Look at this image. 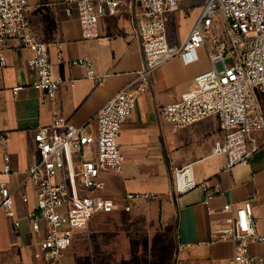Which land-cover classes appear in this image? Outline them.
<instances>
[{"label": "crops", "instance_id": "obj_1", "mask_svg": "<svg viewBox=\"0 0 264 264\" xmlns=\"http://www.w3.org/2000/svg\"><path fill=\"white\" fill-rule=\"evenodd\" d=\"M66 9L59 0H29L28 19L33 31L49 50L54 74L68 81L60 86L54 101L29 87L17 95L13 93V87L26 86L36 79L28 65L32 56L28 48L11 41L0 53L7 61L6 67H0V136L6 137L5 144L0 141V183L6 182L13 192L21 222L17 232L13 221L0 209V264H40L33 251L41 234L32 231L27 219V212L36 203L32 187L30 202L23 203L21 198L28 169L38 157L35 129L62 117L92 133L97 112L123 89H133L136 74L143 67L131 11L102 16L99 37L88 40L83 37L76 8L71 15ZM183 10L176 16H182ZM198 13L199 8L183 39L175 42L168 36L171 44H183ZM58 43L63 45L62 63L56 61ZM213 48L211 43L201 47L198 61L190 64L174 57L153 73L149 93L138 97L134 111L121 128L123 171L102 174L105 194L119 205L112 213L97 214L91 220L85 235L68 249L66 264H106L109 247L150 248L153 255L146 258L149 264H230L235 253L230 242L202 243L209 240L211 218L221 220L226 216L222 211L226 203L241 206L254 194L258 198L254 202V224L257 233L264 236V133L252 135L258 148L249 164L228 169L224 156H212L214 144L224 138L219 117L210 116L183 129L162 124L161 109L192 89L198 75L213 68L209 54ZM83 56L90 57L96 73L105 78L101 85L88 79L85 69L70 65L71 60ZM4 155L9 156L8 173L4 172ZM183 163H193L194 173L206 179L211 190L219 187L220 192L208 204L207 192L202 188L179 197L173 195L172 169ZM145 193L155 197L133 202L130 211L124 209L125 195ZM208 207L213 209L212 215ZM107 220L113 221L117 239L108 240L104 235ZM180 244L191 247L179 251ZM250 252L255 264H264V242H252ZM119 254L121 257L122 251Z\"/></svg>", "mask_w": 264, "mask_h": 264}, {"label": "built area", "instance_id": "obj_2", "mask_svg": "<svg viewBox=\"0 0 264 264\" xmlns=\"http://www.w3.org/2000/svg\"><path fill=\"white\" fill-rule=\"evenodd\" d=\"M186 0H59L71 15L73 7L85 39L99 37V20L104 15L132 13L137 37L143 53V67L136 74L133 89L125 88L95 115V130L87 133L62 117L34 131L38 157L31 163L23 183V203L35 193V207L27 212L31 229L41 238L35 244L34 259L40 264H66L65 256L74 242L84 236L97 214L112 213L118 201L107 196L102 174L121 173L125 156L119 138L121 128L135 109L139 96L149 93L152 75L161 66L179 56L185 64L198 61V50L211 43L209 52L213 68L195 78V86L161 109L162 124L172 129L190 127L210 116L221 121L224 138L212 148V156H224L226 167L248 165L258 146L252 135L264 133V0H205L199 5L197 19L182 45L171 44L168 25L182 10ZM29 0H0V53L9 42L28 48L32 56L29 67L36 79L26 85L13 87V93L26 87L43 92L54 101L59 88L68 81L56 76L46 45L37 37L28 19ZM191 9L188 10L190 13ZM219 16L224 26L221 36L211 35L214 20ZM57 63L64 61L63 45L57 46ZM7 65L0 55V67ZM71 66L85 69L88 79L101 85L105 78L96 73L88 56L70 61ZM74 86L73 81L70 82ZM5 144L6 137L0 136ZM249 142L253 147L249 148ZM86 155L90 156L89 158ZM10 171L9 156L4 155V172ZM202 188L207 192L205 202L220 192L211 190L206 179L194 173L193 163L173 166L172 191L179 197ZM153 193L127 194L122 198L124 209L138 200H150ZM251 195L241 206L226 203V216L211 218V233L204 245L230 242L234 257L230 264H255L250 245L264 242L254 224V202ZM0 209L13 221L18 232L15 196L6 182L0 183ZM210 215L214 213L208 207ZM14 246V244H13ZM191 247L180 244L179 251ZM175 264H180L179 262Z\"/></svg>", "mask_w": 264, "mask_h": 264}, {"label": "rangeland", "instance_id": "obj_3", "mask_svg": "<svg viewBox=\"0 0 264 264\" xmlns=\"http://www.w3.org/2000/svg\"><path fill=\"white\" fill-rule=\"evenodd\" d=\"M205 0H186L185 5L183 4L182 9H184V13L182 16L178 17L176 14L174 15V20L169 23L168 25V36L169 38H173V40L176 42L178 40L183 39V37L186 35L187 31L189 30L190 22L193 19V16L195 15L197 9L199 8L200 4H203ZM190 13L188 10H190ZM214 26L212 27L211 35H218L221 36L224 33V26L222 24V20L220 19L219 16L216 17L214 20ZM258 98L260 99V96L258 95ZM262 103V98L260 100ZM87 158L90 156L86 155ZM109 221V220H107ZM114 223L113 221H109L106 223L105 228L106 232L104 235L108 237V240L111 239H117L118 238V232L114 229ZM122 251V255L120 257V252ZM107 263L106 264H149L146 260L150 259L151 255H153V251H151L150 248H125V249H120L118 247L115 248H107ZM123 257V263H120V259ZM135 262H130V261H135ZM129 261V263L127 262ZM161 264H166V262H163Z\"/></svg>", "mask_w": 264, "mask_h": 264}]
</instances>
